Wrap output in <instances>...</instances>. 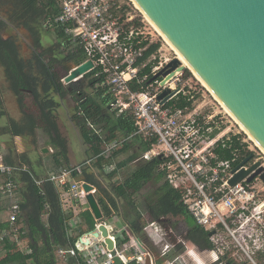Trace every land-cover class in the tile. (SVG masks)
I'll list each match as a JSON object with an SVG mask.
<instances>
[{"label": "built area", "instance_id": "1", "mask_svg": "<svg viewBox=\"0 0 264 264\" xmlns=\"http://www.w3.org/2000/svg\"><path fill=\"white\" fill-rule=\"evenodd\" d=\"M53 1L57 14L45 22L46 27H60L64 36L83 50V62L90 60L93 63L87 74L93 72L92 78H97V85L107 87V93L113 96L109 108L117 114L129 111L134 121L135 131L124 140L105 144L103 153L119 150L133 136L149 140L150 148L138 160L159 157L161 163L158 168L179 193L180 202L199 227L213 232L207 242L210 261L219 264H263L262 151H256L253 146L248 148V142L240 135L231 134L217 125L213 115L203 114L194 105L195 100L191 107L169 104L179 96L194 97L195 92L185 84V66L180 62L172 69H165L169 61L154 63L160 48L145 58L146 50L154 42V32L142 19L136 18L129 3L124 0ZM161 71L165 73L159 74ZM165 90L167 93L160 98ZM87 125L100 133L90 121ZM216 130L218 132L215 133ZM236 143L238 145H234ZM220 150H228L230 156L221 158ZM249 156L246 163L233 171ZM91 162L92 159H86L46 178L60 187L69 184L67 194L76 211L82 210L84 205L88 206L86 195L90 192L95 195L96 188L93 185V189L86 192L82 187L86 181L75 179L73 172L79 175L83 167L91 165ZM254 163H259L257 168H262V171L251 180L248 178L257 168L235 184L229 183L236 172L242 168L247 170ZM23 170L26 168L7 164L0 154V174L6 176L2 190L10 201L7 210L14 236L17 232L15 222L21 214L17 193L21 182L17 177ZM41 182V179L36 180L37 184ZM96 221L93 230L80 236L74 246L59 248V254L72 258L71 264H116L114 258L117 256L122 264L131 260L145 264V254L126 229L128 224L121 227V235L126 242L119 247L117 231L109 228L105 219ZM100 224L107 227L113 249L108 248L105 237L101 235ZM147 224L145 231L158 243L156 239L161 238L150 226L157 222L148 221ZM68 225L75 226L76 220L68 221ZM95 232L99 235L95 236ZM6 234V231L0 232V241ZM144 245L154 257L152 248ZM130 249L133 254L128 256L126 251Z\"/></svg>", "mask_w": 264, "mask_h": 264}, {"label": "trees", "instance_id": "2", "mask_svg": "<svg viewBox=\"0 0 264 264\" xmlns=\"http://www.w3.org/2000/svg\"><path fill=\"white\" fill-rule=\"evenodd\" d=\"M9 4L12 9L9 12L8 20L18 22L26 28L34 44L33 49L30 47L32 55L23 58L16 36L3 37L2 34L7 28L8 22L0 19V65L4 68L10 91L19 97V106L23 107L21 120L18 122L9 121V132L12 135H35V130L38 127V116L32 114L27 107L24 108L25 94H30L38 107L43 133L48 138L46 146L53 148V151L50 152L56 171L53 174L60 173L70 167L68 142L60 133L54 118L57 104L46 96L51 91L61 98L66 95L77 96L75 113L71 119L79 128L85 144L88 145V153L91 154L89 159H92V162L91 165L84 166L79 175L76 171L73 172V175L75 179L80 177L79 180L95 186V196L103 218L108 219L114 213L122 216L134 234L145 244H148L143 230L148 221L163 224L166 217L180 216L188 225V237L193 240L196 237L195 241L198 244L204 243L207 246L208 232L196 224L187 208L180 202L179 193L165 180L164 173L158 168L161 163L159 157L150 160H138L140 155L150 148L151 142L149 140L140 136H133L127 142L125 141L119 150L103 153L105 144L124 140L135 131L134 121L129 111L125 110L117 114L109 108L113 96L107 93V87L97 85V78H92L93 72L84 76V80L94 87L95 92L93 94L85 95L83 85L80 83L71 88L63 84L61 79L64 75L60 73L59 69L68 72L70 70V67L67 66L68 63L79 65L84 61L85 54L78 45L64 36L60 27H48V31H54L59 41L56 46L42 49L39 28L36 23H45L55 17L57 8H55L54 1L13 0L12 2L11 0ZM138 20L140 23V19H137V22ZM62 46L68 49V53L62 57L55 56L53 52ZM160 46L159 42H153L146 50L145 58L156 53ZM156 62L157 60L154 63ZM189 75V70L185 69V76ZM196 96L197 94H194L192 99H188V96H179L169 104L181 108L191 107ZM2 106L3 103L0 100V107L2 108ZM4 114L5 111L0 109V115ZM87 121L99 128L100 133L90 129ZM234 139L236 140V138ZM234 145H238V143ZM126 150L134 151L123 161L114 164L115 156ZM219 155L221 158H228L230 153L228 150H220ZM19 160L20 164L18 165L25 167L26 170L20 171L17 177L21 182V186L17 190L21 214L15 222L16 236H14L9 222L7 208L10 201L2 190L6 176L0 174V232H7L0 241V264H71L72 258L61 256L58 252L59 248L74 246L80 236L95 228L97 221L87 205H84L80 211L75 210L67 194L69 184L58 187L54 182L47 180V177L39 178L31 169L24 166L27 165L24 155H20ZM5 161L7 164L14 165L12 160ZM132 162L139 164L123 182L117 180L113 189L116 195L125 198L130 206H136L141 200L135 196L140 194L145 186L152 184L154 190L146 194L141 202L147 214L146 217L134 208V212L130 209L122 214L118 212L120 206L112 196V192L104 188L98 180L100 179V172L107 171L108 168H111L107 173L108 177L114 179L121 168ZM92 166L95 172L90 170ZM39 179L42 182L37 184L36 180ZM72 219L76 220V225L70 227L68 221ZM117 240L119 247L126 242L122 235L121 237L118 236ZM20 241L27 242L25 250L18 248ZM189 246H191L193 255L199 264H206L201 255L193 249V246ZM174 250V257H176L182 253L183 248L176 245ZM127 264L140 263L131 260Z\"/></svg>", "mask_w": 264, "mask_h": 264}, {"label": "water", "instance_id": "3", "mask_svg": "<svg viewBox=\"0 0 264 264\" xmlns=\"http://www.w3.org/2000/svg\"><path fill=\"white\" fill-rule=\"evenodd\" d=\"M134 1L264 148V0ZM179 62L175 58L165 69H172ZM92 66L90 60L76 65L63 77V81L66 84L79 81ZM162 71L159 74L165 73ZM166 93L167 90L160 98ZM48 151V148L43 149V152ZM249 158H245L233 171ZM258 165L254 163L247 170L240 169L229 183L233 185L240 181ZM260 171L262 168H257L248 180ZM261 178L264 181V172ZM82 187L89 192L94 186L83 182ZM86 202L95 220L102 221L103 214L96 196L88 193ZM126 229L145 254V264H154L156 258L143 241L128 225ZM99 231L105 237L108 248L113 249L107 227L100 224ZM212 233L208 232V236ZM114 260L116 264H122L118 256Z\"/></svg>", "mask_w": 264, "mask_h": 264}, {"label": "rangeland", "instance_id": "4", "mask_svg": "<svg viewBox=\"0 0 264 264\" xmlns=\"http://www.w3.org/2000/svg\"><path fill=\"white\" fill-rule=\"evenodd\" d=\"M10 1L11 0H7V1L0 0V19L7 20V22H8V26L3 31V34L7 35V36L8 35L9 36H11V35L16 36L17 44H18L20 52H21L20 54L23 58H26V57L32 55L31 48L33 49L34 44L32 42L31 36L29 35L26 28L21 26L18 22L8 20L9 12L12 9V6L9 4ZM124 1L126 3H129L130 10L136 16V18L138 17V18L142 19L144 21V23L150 28V30L154 32V36H152L154 42H159L161 44V47L157 53V61L158 62H165V61L170 62L173 59H175L176 58L175 50L169 46L167 41H165V39L161 35H159L156 32V30H154V28L145 19L143 13L135 6V4L131 0H124ZM12 2H13V0H12ZM36 25L39 28L38 30L40 33V44L42 46V49H47V48H50L51 46H56V44H58L59 38L55 35L54 31H48V28L46 27L44 22L43 23L38 22V23H36ZM53 53L55 54V56L62 57L68 53V49H66L64 46L58 47L57 50H55ZM67 66L70 67V70H71L76 65L73 63H68ZM183 66H185V65H183ZM185 69L189 70V72H190L189 76H185V79H186L185 84H186L187 88L190 87L195 92V94H197V96L194 98V100H195L194 105L198 106L200 108V110H202L203 114L213 115L216 124L223 127V129L228 130L231 134L240 135L242 139H245L248 142V143H246L248 148L253 146V148H255L256 151L261 153V149H259L258 147L255 146L254 142L249 139V136L243 130H241L239 125L232 119V117L229 116L225 112V110L220 105V103L215 99V97L207 89V87L199 80V78L193 73V71H191V69L188 67H185ZM63 70L61 71V69H59L60 73L64 76L70 71L69 70L68 72H65V70L64 71ZM63 77L61 79L63 84L69 88L78 86L77 84L80 83V85H83V91H84L85 95L90 94V93L93 94V92H95L94 87L89 85L84 80V78H81L79 81L72 82L70 84H66L63 81ZM0 82H1V85H0L1 93L0 94L4 95V94H7V92H9L10 95L13 97V98H11V101L13 102V104H16V109L13 108V109H15L14 114L16 116H18L19 114L21 116H23V114H22L23 113V107L19 106V103H18L19 97H17V95L13 94L10 91L8 81L6 80V77H5L4 68L1 65H0ZM5 84H6V87H4V89L6 91L3 90V85H5ZM46 97L51 98L57 104V109L54 112V118H55V121L57 122V126H58L59 131L62 134V136H64L67 139L69 138V142H70V146H71L70 147V152H71L70 156L72 158V164H78L79 162H81L82 160L87 158V156H88L87 159H89L91 154L82 153L83 150L85 149L86 144H85V142H84V140L80 134L79 128L76 126L75 122H73L71 119V116L75 113V106H76V101H77L76 97L77 96L75 97L73 95H66L65 97L61 98V97H59L58 94L51 91ZM0 100H2V103H3V106H2V108L0 107V109L1 110L3 109L5 111L4 115H2V116L0 115V119H2L5 116H8V120H7V127H8V125H9L8 123L10 120H14V121H16V120L14 118L10 117L9 113H7L10 111V109H8V111H7L5 104H4V101H3V98L1 96H0ZM80 101H81V99H80ZM25 103L27 105H25L24 108L25 107L29 108V110L32 114H34L35 116H38L37 118L39 120H38L37 129H39L41 132L42 144L47 145L48 138L43 133V130H42V125L40 123L41 120L39 117L38 107L35 104L36 102L33 100L31 95L28 93L25 94V97H24V104ZM111 110L113 111L112 108H111ZM133 151L134 150H126V151H121L120 153H118V155H116L114 160H113L114 164L115 163L117 164V163L123 161L124 159H126ZM261 154H263V153H261ZM43 155H44V158H46V159L51 157L50 153H45V154L43 153ZM46 159L44 161H47ZM138 164H139L138 162H132V163L128 164L126 167L121 168L118 171V175H116V177L114 179L113 178L110 179V177H108L107 173L111 169V168H108L107 171L100 172V175H99L100 179H98V180L104 186V188H106L110 192H112V194H113L112 196L115 198L117 204L120 206V210L118 212H120L122 214L123 212L125 213V211L128 209H130L132 212H134L133 210L136 209V211H138L139 213H141L142 215H144L146 217L147 214L144 211V208L142 207L141 202L143 200V197L146 194H149L150 192H152L154 190L152 184H148L147 186H145L142 189V192L135 196L136 198H138V200H141V202L138 201L139 204L138 205L136 204V206H130L127 203V200L125 198H123L122 196L116 195V193L114 192V189H113V186L116 184V181L119 180V181L123 182L132 173V171L135 170V168L138 166ZM72 166H75V165H72ZM90 170H92V172H95L93 166H92V168H90ZM89 172H91V171H89ZM79 178L80 177H78V179ZM115 215L111 216L110 218L107 219V225L112 230H116L117 231L116 235L121 237V234H122V228L121 227H122L123 221L119 215H117V214H115ZM147 225L148 224L146 223V225L144 227H146ZM153 225L152 224L150 225L151 229L153 232H156L158 237L162 238L161 242H159V243L154 242L152 240V237H150V235L145 231V229H143V230L145 231L144 234L147 236V238L149 240L148 245L151 246V248L154 251V255H155L154 257L156 258L155 262L157 261V264H195L193 261H195L198 264L199 261H197L195 259L194 255H193V250L191 249V246H189V245H192L193 249L197 253H199L201 256H203V257L206 256L204 254L206 252V246L204 245V243L198 244L195 241L197 239L196 237L194 238V240L191 239L190 237H188V232H189L188 231L189 230L188 225L182 217H180V216L166 217V221H164L163 224L157 223V224H153ZM161 225H163V226H161ZM166 225L169 228L168 231L171 233L170 235L166 234V230H164ZM154 228H156V229H154ZM165 244L166 245L171 244L170 245L171 251H169L166 255L161 256L163 254L162 253L163 247L165 248V246H166ZM172 244L182 246L183 251L179 256L174 257V251L175 250H174V247L172 246ZM25 246H27L26 241H21V243L18 244V248L20 250H25ZM126 254L128 256L133 254L132 249L126 251ZM197 259H198V257H197ZM207 264H219V263L209 261V262H207ZM263 264H264V261H263Z\"/></svg>", "mask_w": 264, "mask_h": 264}, {"label": "crops", "instance_id": "5", "mask_svg": "<svg viewBox=\"0 0 264 264\" xmlns=\"http://www.w3.org/2000/svg\"><path fill=\"white\" fill-rule=\"evenodd\" d=\"M4 38L9 37V35H4ZM1 85V82H0ZM6 87V84L3 85V90ZM1 93V90H0ZM0 96L3 98L5 107L9 112V116L14 118L16 121L21 120V115L19 114L16 116L15 109H16V104H13L11 101V98H13L9 92L7 94L1 95ZM25 105H27L25 103ZM15 108V109H13ZM29 109V108H28ZM7 120L8 116L3 117L0 119V154L3 156L4 161L5 160H12L14 162V165L20 164L19 156L24 155L27 160V168L31 169L39 178L47 177L50 174L56 173L54 163L52 160V157L46 159L44 158L43 153H50L53 151V148L51 146H46L45 144H42V139H41V132L39 129L35 130V135L34 136H26V135H12L9 132V128L7 127ZM67 139V138H66ZM68 142V160H69V166L72 167V165H78L79 163L85 161L87 158L79 162L78 164H72V158H71V152H70V142L69 138L67 139ZM44 148H48V152H43L42 150ZM13 150V151H11ZM82 153L88 154V145H85V149L83 150ZM90 154V153H89ZM51 155V154H50ZM47 161H44V160ZM6 162V161H5ZM58 186V185H57ZM59 187V186H58ZM115 213L112 215L114 216ZM116 216V215H115ZM122 218V216H120ZM78 218V217H77ZM104 219V218H103ZM107 222V219H105ZM122 225L127 224L126 221L122 218ZM145 235V234H144ZM150 239V238H149ZM141 240V239H140ZM158 243L161 242V239H157ZM171 251V249H168V252ZM167 252V253H168ZM166 253V254H167ZM203 257V256H201ZM205 260V257H203ZM195 264L196 262L193 261ZM199 264V263H198Z\"/></svg>", "mask_w": 264, "mask_h": 264}, {"label": "bare ground", "instance_id": "6", "mask_svg": "<svg viewBox=\"0 0 264 264\" xmlns=\"http://www.w3.org/2000/svg\"><path fill=\"white\" fill-rule=\"evenodd\" d=\"M135 6L143 13L145 19L149 22V24L158 32L159 35H161L165 41L169 44V46L175 50L176 58L182 63V65H185V67H188L193 71V73L199 78V80L207 87V89L212 93V95L215 97V99L220 103V105L223 107L225 112L232 117V119L239 125L241 130H243L248 136L249 139L252 140L259 149H261L262 153L264 154V148L255 140V138L248 132V130L239 122V120L232 114V112L223 104V102L215 95L214 92L209 88V86L202 80V78L190 67L188 62L185 60V58L179 53V51L173 46V44L167 39V37L162 33V31L155 25L154 22L144 13V11L139 7V5L134 1L131 0Z\"/></svg>", "mask_w": 264, "mask_h": 264}, {"label": "flooded vegetation", "instance_id": "7", "mask_svg": "<svg viewBox=\"0 0 264 264\" xmlns=\"http://www.w3.org/2000/svg\"><path fill=\"white\" fill-rule=\"evenodd\" d=\"M83 78H84V77H83ZM161 226H162V225H161ZM164 230H166V234H169V235L171 234V233L168 231L169 228H168L167 225L165 226V229H164ZM146 239H147V243H148L149 240H148L147 236H146ZM161 240H162V238H161ZM165 245H166V244H165ZM170 245H171V244L166 245L165 248L163 247V250H162V251H163V252H162L163 254H162L161 256L166 255V253L168 252V249H171V248H170ZM147 246H149V245L147 244ZM172 246H173L174 249H175L176 244H172ZM149 247H151V246H149ZM152 250H153V249H152ZM204 254L206 255L204 261H205V263L207 264V262L210 261V255H209V253H208L207 246H206V252H205ZM204 254H203V255H204ZM155 264H157V261L155 262Z\"/></svg>", "mask_w": 264, "mask_h": 264}]
</instances>
